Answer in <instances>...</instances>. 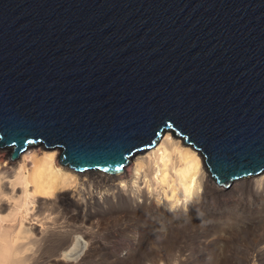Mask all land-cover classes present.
<instances>
[{
    "label": "water",
    "instance_id": "water-1",
    "mask_svg": "<svg viewBox=\"0 0 264 264\" xmlns=\"http://www.w3.org/2000/svg\"><path fill=\"white\" fill-rule=\"evenodd\" d=\"M166 130L264 172V0H0V146L118 173Z\"/></svg>",
    "mask_w": 264,
    "mask_h": 264
},
{
    "label": "bare ground",
    "instance_id": "bare-ground-1",
    "mask_svg": "<svg viewBox=\"0 0 264 264\" xmlns=\"http://www.w3.org/2000/svg\"><path fill=\"white\" fill-rule=\"evenodd\" d=\"M35 145L14 158L12 147L0 146V172L15 177L22 164L17 183L30 184L29 192L38 194L28 197V204L37 207L25 209L26 220L20 212L15 224L0 229V259L10 243L7 237L19 230L22 235L32 233L38 252L34 264H65L58 259L61 252L75 256L85 245V256L67 264L202 263L200 247L219 229L217 221L232 220L237 236L251 215L255 224L241 237L247 246L237 260L264 264V172L223 187L213 180L203 153L170 130L155 145L133 154L129 167L118 173L76 171L60 161L61 148ZM3 188L10 191L7 183ZM17 192L14 199L21 190ZM185 192L191 194L187 200ZM22 206L0 204V215ZM37 216L40 220L32 224ZM6 229H11L7 235Z\"/></svg>",
    "mask_w": 264,
    "mask_h": 264
},
{
    "label": "clouds",
    "instance_id": "clouds-1",
    "mask_svg": "<svg viewBox=\"0 0 264 264\" xmlns=\"http://www.w3.org/2000/svg\"><path fill=\"white\" fill-rule=\"evenodd\" d=\"M24 168L21 164L18 168V171L16 173L15 177H9L5 175L3 172H0V204L7 203L8 205H21L23 202V206L19 208V211L13 213L11 210L6 215H0V229L3 228L4 225L11 223L15 224L16 220L14 219L15 216H19L20 212H25V209L28 207H31L33 210L36 209L37 205L36 203H32L31 205L28 204V197L29 196H37L38 194L35 192H29L30 184L23 183L18 184L17 180L20 179V176L23 174ZM7 183L9 186L10 191L5 192L3 185ZM21 190V194H19V198L14 199L18 195L17 190ZM39 195H47V193H41ZM190 193L185 192L184 199L187 200L190 198ZM27 219V213L25 212L23 220ZM51 219V217L49 218ZM40 220V217L37 216L35 219L31 221L32 224H37ZM39 227L41 229L44 228L43 224H39ZM19 229H24V223L21 222L19 224ZM6 235L7 232H11V229H6ZM32 233L28 232L26 235H22L21 231L17 230L15 232L11 233L10 237H7V239L10 241V243L7 244L3 258L0 259V264H10V260L14 261L15 264H34V261L36 260L38 256L37 252V245L31 243ZM77 240L80 239V237H76ZM17 245L19 247L17 248ZM9 248L13 249V251L9 252ZM73 249H75V246H73ZM87 251V245L83 246V249L79 252L78 255L71 256L69 252L64 251L61 252L59 256V260L65 261V264L71 259L73 262L80 261L82 257L85 256V253ZM172 264H179L178 260H173ZM253 264H255V261H253Z\"/></svg>",
    "mask_w": 264,
    "mask_h": 264
},
{
    "label": "rangeland",
    "instance_id": "rangeland-1",
    "mask_svg": "<svg viewBox=\"0 0 264 264\" xmlns=\"http://www.w3.org/2000/svg\"><path fill=\"white\" fill-rule=\"evenodd\" d=\"M39 145H43V144H37L35 146H39ZM128 167H129V164L124 169H126ZM256 177H257V175L256 176L252 175L251 179L256 178ZM213 180H215V179L213 178ZM222 186L224 187V185H222ZM226 187H228V186H226ZM71 195H73V194H71ZM60 209L61 208H59V210ZM252 220H253V217L251 215L247 217V220H245V223L243 222V226H244V227H242L243 233L241 232V234L237 235V236L234 235L236 229H233V228H235V224L232 222V220H230V221L227 220L226 223L222 222V220H220L219 222L217 221L218 223L216 222V224H218L219 229L211 236L212 238L209 237L208 241L206 240L204 242V244L202 245V247H200V252L203 256L202 257L203 258L202 263H191V264H233V263L240 264L237 260L238 259L237 257L240 256L239 254L241 253L242 249L245 246H247V243L245 242L246 240L242 241L241 237L243 235H245V233L249 232V230H250L249 227H251V225L255 224V222H254L255 220L254 221H252ZM208 223H211V222H208ZM223 235H224V237H223ZM250 243H251V241H249V244ZM121 251L124 252L123 254H126V250H121ZM205 252H207V253H205ZM101 264H108V263H101ZM130 264H140V263H130ZM142 264H145V263H142Z\"/></svg>",
    "mask_w": 264,
    "mask_h": 264
}]
</instances>
